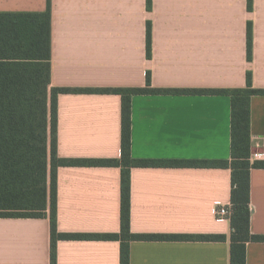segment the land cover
<instances>
[{"label":"crops","instance_id":"crops-1","mask_svg":"<svg viewBox=\"0 0 264 264\" xmlns=\"http://www.w3.org/2000/svg\"><path fill=\"white\" fill-rule=\"evenodd\" d=\"M48 0H0V21L44 12ZM51 87L264 89V0H51ZM151 22V56L147 27ZM252 56L248 59V27ZM60 158H119L122 100L117 94L61 93ZM131 153L138 159L227 160L231 98L218 94H137L131 102ZM252 155L264 152V95L250 101ZM264 160V158L262 159ZM131 230L139 234H225L227 241L135 240L130 264H230L231 170L133 167ZM250 230L264 235V168L250 173ZM57 227L64 233H118L121 169L60 166ZM0 264H51L48 217H0ZM57 264H120V241L61 239ZM246 264H264V241L246 246Z\"/></svg>","mask_w":264,"mask_h":264},{"label":"trees","instance_id":"trees-1","mask_svg":"<svg viewBox=\"0 0 264 264\" xmlns=\"http://www.w3.org/2000/svg\"><path fill=\"white\" fill-rule=\"evenodd\" d=\"M252 0H248L249 9ZM148 10L152 0H147ZM51 0L44 12L10 15L0 21V217H48L51 225V264H57L61 239L120 241V264H130L135 240L227 241L225 234H139L131 230L133 167L190 166L231 170L230 264H246V246L264 241L250 230V173L264 168L252 160L250 101L264 95L248 73L245 87L163 89L144 87H51ZM252 28L248 27V59L252 56ZM152 27H147V56H151ZM61 93L117 94L122 100L119 158H60L58 156L57 101ZM218 94L231 98V157L227 160L138 159L131 153V102L137 94ZM60 166H117L121 169V229L118 233H64L57 227V170Z\"/></svg>","mask_w":264,"mask_h":264},{"label":"built area","instance_id":"built-area-1","mask_svg":"<svg viewBox=\"0 0 264 264\" xmlns=\"http://www.w3.org/2000/svg\"><path fill=\"white\" fill-rule=\"evenodd\" d=\"M264 158V152L255 153L251 156L252 160H262ZM231 214V205L219 202L213 207V215L216 220L223 221L229 218Z\"/></svg>","mask_w":264,"mask_h":264}]
</instances>
